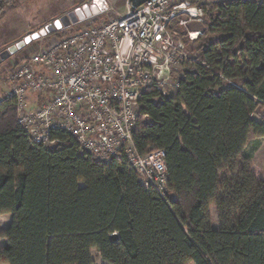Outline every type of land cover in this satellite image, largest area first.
Returning a JSON list of instances; mask_svg holds the SVG:
<instances>
[{"label":"trees","instance_id":"16d2710c","mask_svg":"<svg viewBox=\"0 0 264 264\" xmlns=\"http://www.w3.org/2000/svg\"><path fill=\"white\" fill-rule=\"evenodd\" d=\"M22 1L0 0V23ZM203 6L193 39L172 27L191 54L179 87L147 88L134 129L142 154L167 151L165 197L65 132L32 143L0 104V216L12 214L0 264H95L93 249L110 264H264V178L245 152L264 138V0Z\"/></svg>","mask_w":264,"mask_h":264},{"label":"built area","instance_id":"2783aa9c","mask_svg":"<svg viewBox=\"0 0 264 264\" xmlns=\"http://www.w3.org/2000/svg\"><path fill=\"white\" fill-rule=\"evenodd\" d=\"M206 1L148 0L132 9L128 0L125 11L96 24L110 9L103 5L80 21L87 25L61 29L60 37L40 43L17 64L0 104L15 106L17 123L32 143L53 147L63 142L54 134L65 132L102 163L127 160L145 188L165 197L166 149L142 154L135 144L140 99L149 87L163 96L179 87L191 54L172 27L188 30L189 37L200 34L191 25L204 19Z\"/></svg>","mask_w":264,"mask_h":264},{"label":"rangeland","instance_id":"374dc122","mask_svg":"<svg viewBox=\"0 0 264 264\" xmlns=\"http://www.w3.org/2000/svg\"><path fill=\"white\" fill-rule=\"evenodd\" d=\"M91 0H24L20 2L19 8L14 10L8 17L0 23V53L7 49L9 46L23 40L27 35L32 32L39 31L45 28L46 25L53 23L55 19L62 15L81 7L83 4L89 3ZM128 0H104V7H110L109 10L105 9L104 12L99 14L95 19V23H102L111 19L116 12H123L126 10ZM111 7L113 10H111ZM115 10V12H113ZM88 22L77 23L69 27V31L81 28L87 25ZM200 23L193 24L192 30L198 29ZM181 28V27H180ZM67 30V31H68ZM64 30H58L54 33H49L39 39L32 40L24 47L10 55L6 60L0 63V98L4 96V92L8 90V77L11 71L25 59H27L36 46L42 42H47L60 37ZM194 36L191 38L193 39ZM189 51V49H188ZM190 52V51H189ZM40 93L29 92V98L37 99ZM29 106H35L33 101L28 102ZM264 116V111L260 110L254 114V117L260 119ZM254 139H252L245 152L252 153V164L258 175L264 178V138L261 139V145L254 149ZM0 219V233L2 227L6 229L11 221V214L4 216ZM5 219V220H4ZM212 219L213 225L218 226L216 207L212 206ZM4 221L6 223L4 224ZM5 239L0 237V249L3 246ZM95 264H110L102 259L99 251L93 249L92 251ZM194 264V263H191Z\"/></svg>","mask_w":264,"mask_h":264},{"label":"water","instance_id":"95a60500","mask_svg":"<svg viewBox=\"0 0 264 264\" xmlns=\"http://www.w3.org/2000/svg\"><path fill=\"white\" fill-rule=\"evenodd\" d=\"M132 9L139 7L148 0H130ZM104 0H92L90 3L83 4L81 7L72 10L61 17L55 19L53 23H50L39 31L32 32L27 35L23 40L9 46L7 49L0 53V63L6 60L10 55L24 47L26 44L30 43L32 40L39 39L49 33H54L56 30H61L63 28L70 27L71 25L77 24L87 17L99 14L103 8ZM59 22V26H57ZM118 235L113 234L112 238L117 239Z\"/></svg>","mask_w":264,"mask_h":264},{"label":"crops","instance_id":"0c3cea01","mask_svg":"<svg viewBox=\"0 0 264 264\" xmlns=\"http://www.w3.org/2000/svg\"><path fill=\"white\" fill-rule=\"evenodd\" d=\"M7 215H9V214H3V215H1V216H0V219L5 218L4 216H7ZM11 216H12V214H11ZM5 219H6V218H5ZM5 219H4V220H5ZM6 220L8 221V219H6ZM5 223H6V221H4V224H5ZM3 230H4V228L2 227V231H3ZM2 231H1V232H2ZM1 239H3V238H1ZM2 243L4 244L3 240H2Z\"/></svg>","mask_w":264,"mask_h":264},{"label":"snow or ice","instance_id":"6c2138e0","mask_svg":"<svg viewBox=\"0 0 264 264\" xmlns=\"http://www.w3.org/2000/svg\"><path fill=\"white\" fill-rule=\"evenodd\" d=\"M57 26H59V22H57Z\"/></svg>","mask_w":264,"mask_h":264}]
</instances>
